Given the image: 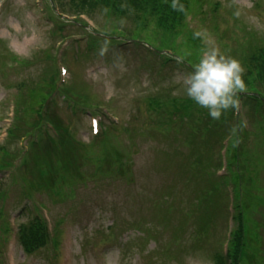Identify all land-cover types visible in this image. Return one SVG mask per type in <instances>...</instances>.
Returning a JSON list of instances; mask_svg holds the SVG:
<instances>
[{
	"label": "rangeland",
	"instance_id": "obj_1",
	"mask_svg": "<svg viewBox=\"0 0 264 264\" xmlns=\"http://www.w3.org/2000/svg\"><path fill=\"white\" fill-rule=\"evenodd\" d=\"M186 1L190 5L198 1V16H201L208 27H215L218 30L227 46L221 53L238 59L241 64L244 62L247 67L254 64L249 55L258 54L259 43L264 44V0L258 6L254 4L257 0ZM0 4H2L0 68L8 63L10 55L22 59L23 65L16 71L7 69L8 74L5 73V78L2 76V69L0 70V118H7L6 108L10 107L12 95H15L19 104L17 119L20 121L19 126L24 127L23 123L27 124V121H30L31 124L35 120L34 115L39 101L46 94V87L49 88L52 71L47 55L52 53L56 55L58 45L64 40L77 41L78 37L75 35L81 32H71L67 29L62 34L56 35L53 26L46 22L47 13L41 0H2ZM214 4L217 5V9L212 12L211 6ZM103 12L105 11L92 12L95 23L101 27V30L111 35L114 28H124L127 32L126 39H131L134 43L130 42L124 49L114 51L113 55H110V51L109 62H104L102 55L88 61L91 52L87 48V43L103 41L102 38L107 36L102 31V34L90 36L76 45L72 42L65 52L63 51V64L69 69L67 77L69 83L77 89L81 88L79 90L87 89L88 93L98 98L97 102L102 103L100 105L110 107L113 116L119 119L117 128L105 126L102 129L99 143L92 147L93 151L99 150L105 154L101 158L100 167L119 149L126 163L121 172L126 171L130 165L134 169L130 182L112 181L98 189L89 185L87 189L78 192V198L88 204L89 208L91 202H95L99 209L92 210V218L88 217L91 221L89 225L77 223L73 229L72 234L75 238L73 264H212V254L221 243L224 231V194L220 192L213 199L222 209V215L219 214L214 220V229L206 234L204 232L200 235V239L192 243L194 237L198 235L194 233L202 226L191 208L196 205V192L189 189L186 197H182V190H178V184L181 179L180 169L185 168V171L195 178L192 169L188 168L191 167L189 150L193 137L200 132V126L208 123L210 127L216 128L214 132L220 133V136L216 134V139L219 141V138L227 132L222 130L227 128L232 109L223 114L219 120H213L206 109H201L195 104H186V100L179 102L175 99V97L187 99L182 90L172 93L171 88H159L161 81H165L163 84L168 87L169 84L179 86L181 84L179 77L186 72L181 68L179 70L178 67H174V71L164 70L165 67L160 65L161 62L140 45V41L151 38L147 34L146 20L140 23L135 15L122 20L114 17L113 13H108V17L105 18ZM215 12L216 14L219 12L217 19ZM205 24L190 21L189 26H206ZM150 26L157 27L154 23ZM200 30L205 41L211 47L218 48L216 38L206 28ZM157 35L156 42L151 40L153 47L165 54L170 50L172 34L158 32ZM119 40L114 39L113 43L123 44V41ZM107 49L106 46L105 50ZM185 51L191 58L192 65L195 66L200 58L199 54L196 55L189 47H186ZM90 67H94L92 69L94 73L88 69L87 71L92 73L84 74L85 78H83L95 82V85L86 87L87 85L80 81V76L84 73L83 70ZM15 81H22L25 84L22 99L19 98L20 91L16 88ZM238 94H241L247 102L245 107L242 106L238 110L240 118L244 121L247 118L250 125L254 122L253 119L262 125L264 123L262 85L245 86L243 90L238 91ZM254 95L255 102L247 99ZM26 97L28 99L23 100ZM240 102L242 103L243 99H240ZM58 104L60 108L54 113L53 120L59 125L64 137L68 136L70 127L72 129L76 127L80 131L78 136L84 143H88L87 136L91 134L88 130L89 118L94 115L96 108H92L90 114L78 113V117H74L72 109L63 105L60 98ZM234 120L232 119L233 122ZM3 128L6 127L0 121V130ZM108 129L110 131L107 141ZM3 137L0 133V140ZM246 145L250 147V143ZM46 146H50L49 143ZM215 147L218 149L219 145L215 144ZM260 147H258L259 159L261 165H264V131L261 135ZM45 151L41 155L42 164L48 162L52 169L56 168L54 154L49 148H45ZM207 152L210 157L214 150L210 149ZM70 155L76 163H81L84 159L77 151ZM118 158L119 155L111 160L110 167L119 161ZM210 170L206 184L209 186L213 183L214 186L215 181ZM86 172L92 173V168L89 167ZM119 172L120 169L117 173ZM49 176L50 174H47L44 178ZM262 177L263 175L252 169L249 179L256 181L257 185L263 188ZM25 189L27 188H16L18 192ZM95 190L97 192H94ZM257 195L264 198V192ZM11 197L14 198V194ZM181 200L187 207L183 214L178 211ZM12 201L9 202V207ZM152 205L165 209L162 219ZM50 210L54 218L58 214L64 215L70 212L65 205L55 206ZM256 211L254 217L260 223L257 249L259 251L262 246L264 252V206L258 205ZM15 213L16 211L10 212V214ZM115 215L120 224L134 226L140 233L143 230L145 239L140 243L129 244L136 238L132 234L129 238L132 240L126 241L127 243L119 250L112 241L103 242L104 238L100 233H107L110 219ZM20 221L21 219L17 224ZM190 234L193 235L189 238ZM258 257L257 264H263L261 250ZM50 261H53L50 247L28 261L22 257L21 251H17L16 262L19 264H51Z\"/></svg>",
	"mask_w": 264,
	"mask_h": 264
},
{
	"label": "trees",
	"instance_id": "obj_2",
	"mask_svg": "<svg viewBox=\"0 0 264 264\" xmlns=\"http://www.w3.org/2000/svg\"><path fill=\"white\" fill-rule=\"evenodd\" d=\"M81 5L79 7L83 8H99L100 10H103L102 14H104V17H108V13L113 12L114 17L116 16L118 19H125L127 20L131 15L137 16V19L140 20V23L144 22L146 20L147 23V34L150 35L151 38H145V41L153 46L152 41H157V34L158 32H164L166 34L171 33V46H170V52L172 53V57L175 59H170L169 62L173 63L174 65H183L184 63L193 64L191 62V58L186 53L185 49L186 47H189V49L193 52L197 53L199 52V48L197 46V42L199 44V47L201 50H203V47H201V44L198 40V36L193 33H188L185 37L183 42L180 45L174 44V38L177 36L184 28V15L187 8L190 6V4L185 0H178L175 1L176 7L174 8L173 0H81ZM198 2V1H196ZM110 3H113V10L108 11L107 6H109ZM76 7V6H74ZM110 7V6H109ZM134 10V12H131ZM102 12V11H101ZM219 13V12H218ZM218 13H215V17L217 19ZM155 24L157 27L153 28L152 24ZM157 29V30H156ZM182 61V63H181ZM258 63V78L255 79V84L257 87L259 85H262V89H264V53H262L258 59L256 60ZM242 66L246 69V71L243 74V80L245 81L244 75L249 72L250 67L245 66V63L242 62ZM164 66V65H162ZM167 67L164 68V70L167 71V69L173 70V66L171 68V65H166ZM249 68V69H248ZM161 86L159 88H171L172 93H175V91L182 90V86H171L168 87L166 84H163L165 81H161ZM163 84V85H162ZM179 102L185 101L186 104H192L194 105L188 98L183 99L180 97H175ZM174 100V99H173ZM117 128V127H112ZM109 129L107 130V136L106 140L108 141V133ZM199 136H196V143H194V151L191 149V155L190 159L193 160L194 165L197 166L199 170L203 168H207L214 163L215 154L213 153L212 156L209 157L208 150H213V145L216 143V133L213 131V129L209 126L208 123H205V125L200 126L199 128ZM62 137H64V134H62ZM69 140L70 137H69ZM108 144V142H107ZM65 147L75 150L77 149V152L79 150H83L84 154L83 158H86V155L90 153V147L86 146H79L76 143V147L74 143L67 142L64 144ZM71 163H76L72 159L70 160ZM215 191L213 190V193ZM212 193V194H213ZM211 194V195H212ZM210 196L202 195L201 203L199 206V209L197 211V217L202 222V225L206 227L205 234L208 233L212 228H210L211 223L214 219L215 213H219V210H215L214 215L211 213L208 215L207 210L210 207L211 204ZM202 227V226H201ZM209 241L210 239L207 238ZM216 264H219V262H216ZM221 264V261H220Z\"/></svg>",
	"mask_w": 264,
	"mask_h": 264
},
{
	"label": "clouds",
	"instance_id": "obj_3",
	"mask_svg": "<svg viewBox=\"0 0 264 264\" xmlns=\"http://www.w3.org/2000/svg\"><path fill=\"white\" fill-rule=\"evenodd\" d=\"M172 6L176 7L175 0ZM245 71L238 59L213 46L203 51L193 69L181 74L179 81L184 94L195 105L206 109L213 120H219L229 109L238 107L237 93L245 87Z\"/></svg>",
	"mask_w": 264,
	"mask_h": 264
}]
</instances>
